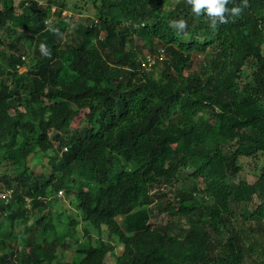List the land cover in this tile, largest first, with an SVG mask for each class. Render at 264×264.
<instances>
[{
    "label": "trees",
    "instance_id": "1",
    "mask_svg": "<svg viewBox=\"0 0 264 264\" xmlns=\"http://www.w3.org/2000/svg\"><path fill=\"white\" fill-rule=\"evenodd\" d=\"M53 1L0 8V191L14 188L0 202V264H245L255 248L241 224L264 222V169L255 182L233 177L240 157L264 156V0H248L218 30L185 0H84L99 21L70 42L63 9L45 23ZM8 30L31 40L24 72ZM138 40L164 46L160 69L142 66ZM197 52L210 56L202 72L192 70ZM185 168L212 202L198 205L179 187ZM156 185L168 189L154 194ZM61 188L76 192L80 213L65 229L52 215ZM157 196L165 224L152 222ZM80 216L88 240L77 238L67 260ZM173 218L188 223L175 231Z\"/></svg>",
    "mask_w": 264,
    "mask_h": 264
},
{
    "label": "rangeland",
    "instance_id": "2",
    "mask_svg": "<svg viewBox=\"0 0 264 264\" xmlns=\"http://www.w3.org/2000/svg\"><path fill=\"white\" fill-rule=\"evenodd\" d=\"M40 3H45L49 0H39ZM176 0H174L175 2ZM66 2L68 8H62L61 3ZM20 3V0H16V5ZM52 5V13L53 16L49 19V22L51 21H57L60 18H62L61 15H58V11L63 9L62 15L66 18L67 22L69 23L68 29L66 31V34L61 39L65 42H70L72 40H75L77 37H79V34L77 33V29L83 24L84 22L87 24H94L96 25L98 19L96 16V9L93 6L91 2L84 1V0H55L53 1ZM27 4V3H26ZM3 6V0H0V8ZM29 6L32 7V4ZM82 7V8H81ZM20 9V8H19ZM22 10V8H21ZM101 27V25H99ZM105 32L102 31V35H104ZM13 35V36H12ZM20 35V32L12 33L11 31H6L3 33V36L5 37L6 41V48L9 52H12L16 50L20 55H23V59L26 61V65L22 66L20 68L21 72L26 71L27 67L32 64L33 57H32V50L33 46L31 44L30 38L27 40L25 39H19L18 36ZM16 42L18 45V48L11 47L9 44V41ZM138 53L140 55L141 60H146L148 57H152L155 59L158 63V61H163L167 58V54L164 51V46L160 44L158 40H153L154 43V51H152V48H150L149 45H145L143 41L138 40ZM140 46V47H139ZM153 46V47H154ZM140 48V49H139ZM160 49V50H159ZM158 51H162V56L158 58ZM193 66L192 70L194 71H203L205 70L209 63H210V56L206 53H195L193 55ZM162 66V63L157 64V69H160ZM154 67V66H153ZM153 67L151 69H153ZM251 70H247V72L243 73L242 80H247L250 76ZM82 126L86 125V122L83 120L81 123ZM97 126V124H96ZM66 148H64L65 150ZM33 165V164H32ZM238 167H240L239 171L234 174V182H238L241 179H248L250 182H255L259 176L261 175L263 169H264V156H261L258 160L249 156H242L239 159V162L236 164ZM33 169H35V173H43L44 167L41 164L33 165ZM192 172V168H185L182 169L179 176L180 179L178 181V185L183 190H188L189 192H193L195 199L194 202H198L199 204L202 203H208L212 202V199L209 195L205 194L204 191H201L197 187V183L190 178V173ZM9 189V188H6ZM4 189V190H6ZM168 189V186H154L153 187V193H159L160 191H166ZM60 190H63L61 193ZM58 191V194L55 195L56 202L53 204L52 208V215L54 218H58V216L62 219L60 223L63 225L64 229L67 227V221L70 217H78L80 215L79 209L77 206V199L75 198V191H69L66 188H61ZM164 199L161 198V196H157V199H155V202H153L149 208L151 212L153 213L152 216V222L155 223V225L159 224H165L168 217L166 213H162L159 211L160 204L162 203ZM248 211V210H247ZM246 211V212H247ZM249 213V212H248ZM81 222L77 227V233L75 237H72V242L68 244V247H66L67 255L65 256L67 260H70L72 258V255L75 254V249L77 247L75 240L78 238L80 242H85L88 240L87 235L88 232L85 229L86 222L82 220V217L80 216ZM241 220V219H240ZM119 221L123 222V217H119ZM242 221V220H241ZM188 223L187 218H173L171 221V226L174 228L175 231L179 230V228L183 227ZM240 224V221L238 222ZM242 227L244 228L243 231V241L245 242L246 246L250 247L253 245L255 248L254 251L249 250L245 264H264V222L263 221H256L249 219L248 221L242 222ZM92 229V228H90ZM96 231L92 229L93 238L92 241H95L96 238H98V235L95 233ZM116 244V250L118 251L120 248V243L118 240H115ZM109 262L113 263L114 258L113 255L109 257Z\"/></svg>",
    "mask_w": 264,
    "mask_h": 264
},
{
    "label": "clouds",
    "instance_id": "3",
    "mask_svg": "<svg viewBox=\"0 0 264 264\" xmlns=\"http://www.w3.org/2000/svg\"><path fill=\"white\" fill-rule=\"evenodd\" d=\"M185 2L191 6V10L196 17H200L202 15L206 16L209 21V26L213 30H218L220 25L227 24L229 22V16H239L243 12L244 8L248 7V0H241V5H237L232 8L228 7L231 0H185ZM45 23L47 24L48 22L45 21ZM170 26L180 32L185 31L188 27L187 21L185 20H172L170 21ZM51 30L59 34L58 29ZM40 47L42 54L50 57L51 54L47 51L46 46L41 44ZM156 64L157 62L153 66Z\"/></svg>",
    "mask_w": 264,
    "mask_h": 264
},
{
    "label": "built area",
    "instance_id": "4",
    "mask_svg": "<svg viewBox=\"0 0 264 264\" xmlns=\"http://www.w3.org/2000/svg\"><path fill=\"white\" fill-rule=\"evenodd\" d=\"M47 22H49V20H47ZM161 56H162V51H158V57L160 58ZM156 62L157 61L153 59L152 57H148L146 60H142V65L146 69H151ZM60 192L62 193L63 190H60ZM13 195H14V188H9V189L0 191V202H6V203L11 202Z\"/></svg>",
    "mask_w": 264,
    "mask_h": 264
}]
</instances>
